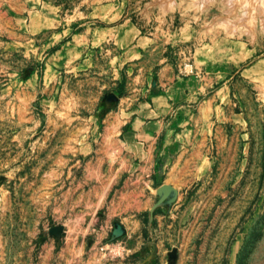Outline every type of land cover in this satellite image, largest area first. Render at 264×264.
Here are the masks:
<instances>
[{
  "label": "rangeland",
  "instance_id": "rangeland-1",
  "mask_svg": "<svg viewBox=\"0 0 264 264\" xmlns=\"http://www.w3.org/2000/svg\"><path fill=\"white\" fill-rule=\"evenodd\" d=\"M0 264H264V0H0Z\"/></svg>",
  "mask_w": 264,
  "mask_h": 264
},
{
  "label": "crops",
  "instance_id": "crops-1",
  "mask_svg": "<svg viewBox=\"0 0 264 264\" xmlns=\"http://www.w3.org/2000/svg\"><path fill=\"white\" fill-rule=\"evenodd\" d=\"M178 83L180 84H177V85H174L172 86L169 90H173L172 94L176 92L175 96H170L167 92V95L168 97H170L171 99L173 100H176L178 99L179 97L182 96V90H185V89H191V88H194L199 82H197V80L195 79H187V80H183V81H177ZM176 83V82H175ZM174 84V83H173ZM181 86L180 90L177 92V89H179V87ZM168 91V89L166 90ZM184 92V91H183ZM170 93V92H169Z\"/></svg>",
  "mask_w": 264,
  "mask_h": 264
},
{
  "label": "bare ground",
  "instance_id": "bare-ground-1",
  "mask_svg": "<svg viewBox=\"0 0 264 264\" xmlns=\"http://www.w3.org/2000/svg\"><path fill=\"white\" fill-rule=\"evenodd\" d=\"M170 94H172L173 90H169Z\"/></svg>",
  "mask_w": 264,
  "mask_h": 264
}]
</instances>
